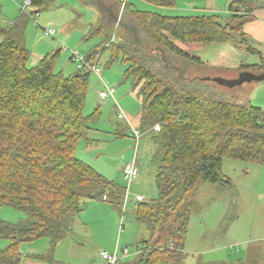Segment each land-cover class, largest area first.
I'll return each instance as SVG.
<instances>
[{"label":"trees","instance_id":"16d2710c","mask_svg":"<svg viewBox=\"0 0 264 264\" xmlns=\"http://www.w3.org/2000/svg\"><path fill=\"white\" fill-rule=\"evenodd\" d=\"M143 1L172 7L176 0ZM249 1L232 0L225 16H165L129 0L123 7L120 0H77L81 9L97 13L88 33L103 38L99 48L77 54L99 64L102 50L108 53L107 65L126 64L124 76L140 104L138 128L151 132L157 148L151 158L157 197L133 207L135 220L147 225L148 238L136 246L132 264H184L197 184L232 189L221 173L224 159L264 162V110L237 93L236 84L187 77L183 63H205L176 44L230 45L259 57L257 63H241L238 75H264V59L243 32L251 20ZM21 42L10 37L0 42V211L11 208L26 221L0 219V239L9 241L0 251V264H20L22 244L41 238L50 245L59 242L84 208L82 198H105L121 208L125 191L75 156L88 122L101 114L98 109L84 114L90 71L55 72L57 51L31 64ZM88 188L92 192L85 195Z\"/></svg>","mask_w":264,"mask_h":264},{"label":"rangeland","instance_id":"374dc122","mask_svg":"<svg viewBox=\"0 0 264 264\" xmlns=\"http://www.w3.org/2000/svg\"><path fill=\"white\" fill-rule=\"evenodd\" d=\"M129 2L133 3V0H129ZM57 3L59 4L57 10L53 8L43 10L41 18L48 19V22H54L53 26L59 25L61 29L64 27L75 29V36L67 43L69 46L75 45L78 36L86 32L87 38L83 42L82 48L78 51L75 50V53L86 55L92 49L99 48L103 43V38L87 33L89 28L84 24L89 23L91 19L84 18L82 15L79 19L76 18L77 13L72 9L76 5V0H57ZM136 6L139 9H143L139 3H136ZM11 10H13L12 14L14 19L16 13L14 7L10 8L7 6V8H3L2 16L5 15L9 18L12 12ZM26 11H29V9ZM91 12L97 15L94 9ZM2 16H0V19ZM37 21H39V18ZM28 23V26L33 28L31 33L30 31L27 32L28 37L26 43L28 47L34 41H37L34 38L39 36L43 42L54 45L52 52H56L60 48L62 49L60 53L61 57L57 60L55 67V72H58L62 69V64L69 58L65 46L59 47L57 40L45 37L41 27L33 19H29ZM41 25L43 27L46 26ZM7 26L3 30L11 33L4 34L1 29L0 42L8 37L17 41L22 29L20 27L14 28V26L12 28L13 30L8 31ZM28 26L24 30H28ZM2 27L0 26V28ZM20 44L24 45L22 42ZM89 44H92V48L88 47ZM187 46L189 45L187 44ZM209 48H213V46ZM209 48L197 50L196 52L188 48V53L193 57L199 58L205 65H193L191 67V64L185 65L183 63L182 67L189 69L191 67L186 72L187 77L219 78L220 76L218 75H224V71L216 69L214 66H209ZM37 51L40 53L43 52V50ZM69 51H72V49ZM99 55L101 56L99 65L101 66L103 81L115 89V100L119 106L125 112H128L132 119H137L133 117L139 112L140 104L138 99L132 94L131 80L124 76V69L126 68L124 65L126 64H121L120 60H117L111 65H107L108 53H103L102 50H99ZM102 89V83L98 81L97 77L90 74L89 89L84 110L85 115H90L96 110L95 99L97 92ZM233 89L243 96L251 97V105L264 110L261 82L243 81L234 86ZM100 104H102L101 107L97 108L101 113L100 118H97L93 122H88L90 129L86 131L89 139L98 142H88L86 144L83 137L79 142L75 156L91 165L107 180L121 187L125 186L122 179V166L126 161L132 160L134 154L139 173L137 180L131 187L125 214L122 215L121 208L116 205L103 204L98 199L87 200V198H82V201L86 200L84 204L85 208L78 215L81 217L82 222H86V217H88V223L92 218L96 219V222L98 221L97 214L94 216L90 215L93 209L91 207L87 208V203L90 200H94L104 206L102 207L104 210H102L101 218L106 215L105 210H110L111 215L115 216V223H113V220H108V222L100 221L103 228L108 232L96 235V238L100 239V241L96 240V243L106 248L107 250L105 251L108 253L118 251L120 254L121 250L127 249L129 257L122 260L121 264H132L138 258L136 246H140L141 241H145L148 238L147 225L136 221L133 215V207L136 205L134 203V197L136 192L142 194L146 200L157 197V191L154 185L156 168L151 163L152 155L157 148L152 144L151 132L146 130L147 132L144 131L145 134L141 138L138 149L135 152V145L129 136V131L125 126L126 124L117 119L115 110L112 107L113 103L108 101ZM104 105L107 106L103 107ZM133 124L137 126L138 119ZM221 173L230 178L232 189L218 188L208 183H199L193 193L191 199L193 214L189 219L188 232L184 245V264H209V262L221 261L222 246L227 247L226 254L229 256H226L225 259L229 262H237L240 258H246L244 264H264V162L262 164H255L224 159ZM91 192V189L88 188L85 190V195ZM3 218L8 221L12 220L14 223H23L26 221L22 213L8 207L0 211V219L2 220ZM76 221L77 219L73 223ZM70 235L61 237L59 244L56 243L55 245H50L48 238H41L31 243L22 244L21 250L29 259L39 251L43 253L44 260L49 261L53 256V260L56 263L85 264L90 259V263L102 264L99 254L104 249L99 250L96 247L95 242L88 235L86 227L81 226L80 229L74 231V235ZM66 237L70 240H66ZM63 239L65 240L63 241ZM241 240L252 242L249 244V246L251 245L250 248L248 249L249 246H242ZM255 244H260L261 246L259 245L258 248H255ZM6 245L7 243L0 239V251L5 249ZM95 247L96 250H94ZM230 247H238L240 252L230 253ZM230 256L232 257L228 258Z\"/></svg>","mask_w":264,"mask_h":264},{"label":"crops","instance_id":"0c3cea01","mask_svg":"<svg viewBox=\"0 0 264 264\" xmlns=\"http://www.w3.org/2000/svg\"><path fill=\"white\" fill-rule=\"evenodd\" d=\"M31 1H33V2L31 4V6L28 8L29 11H26L28 9H26V10L22 9L23 0H0V16H2V9L7 8V6H9L10 8L14 7L16 9L14 19H13V14H12L13 10H11L12 12H11L9 18L5 15L1 17L0 26H3V27L0 28V30L2 29L1 31L3 32L4 31L3 28L6 29V27H5L6 25H8L7 26L8 31L13 30L12 28L14 26H15L14 28L20 27L22 29L18 39L24 43V47L28 50L29 61L32 62L31 64H34L39 59H41V56H42V54H44V52H46L45 54L53 53L52 48L54 47V45H52L51 43H48V42H43V40H41V38L38 36V37L34 38L37 41H34L31 44V46L28 47V45L26 43L27 37H28L27 32L30 31V33H31L33 31V28L28 26L29 25V23H28L29 19H33L35 23H38L43 32H45V30H53L55 32L56 37L55 38L50 37V38L52 40H57L59 43L58 44L59 47L65 46V50H67L68 51L67 53L69 54V58L66 60V62H64L62 64V69H60V70L63 73H65L66 75H70V74L74 73L76 71V69H75L76 64L71 62V58H72L73 54H77V53H75V50L78 51L80 48H82L83 42L87 38L86 32H83V34L78 36L77 40L75 41V45H70V46L67 45V43L72 40L73 36H75L76 30L73 28H70V27H68V28L64 27L61 29L59 27V25L53 26L54 22H48V19L41 18V13L43 10L52 9V8L54 10H57V8H59V4L57 3V0H31ZM231 1L232 0H197V1L176 0L174 3V6H172V7H161V6H157L155 4L149 3V2H145L143 0H133V3L136 2V3L141 4L143 7L142 10L156 12L160 15H165V16H190V15H202V14H207V13L225 16V15H228L229 5H230ZM250 1H249L250 3L248 5V8L252 9V12H250V14H249V16L251 17V20H249L244 25L243 32L249 37V40H250L252 46L260 52L261 57L264 59V50L262 47L263 40H264V0H250ZM136 3H135V5H136ZM72 9L75 11V13H77V15H76L77 19H79L81 15L84 18L91 19V21H89V23L84 24L88 28H90V25L94 24L95 21L97 20L96 19L97 15L91 12L93 9H84V8L81 9L77 0H76V5H74L72 7ZM38 18H39V21H37ZM42 21H43V23H41ZM41 24H43L44 26L46 25V26L43 27ZM27 26H28V30H24V28H26ZM88 32H89V30H87V33ZM44 36L47 37L45 35V33H44ZM47 38H49V37H47ZM176 44L181 50H183L187 53H188V51H187L188 48H191V50L195 51V52L197 50H202V49L206 48L204 46H198V45L193 46L192 44H188L189 46H187V44L186 45H180L178 43H176ZM88 47L92 48V44H89ZM209 47H211V46H209ZM209 47H207V48H209ZM70 49H72V51H69ZM37 50H43V52L40 53ZM48 50H50V51H48ZM61 51H62L61 48L58 49V51H57V52H59L58 59L61 57V54H60ZM258 61H259L258 56H256V55L254 56V55L249 54L247 52L236 51L230 45H213V48H209V66H214L216 69L224 71V75H218V76H220L221 78L227 79V80H232V79L238 78V73L236 70L241 63L253 64V63H257ZM90 74H92V73H90ZM104 75H105V73H104ZM98 81H100L99 78H98ZM261 84H262V89H263V92H261V95L264 98V86H263L264 80L261 81ZM132 94H133V92H132ZM249 100L251 101V97H249ZM109 101H111L113 103L112 107L114 108L115 113H116V117H117V112H118L117 106H119V104L115 100V89H114V101L113 100H109ZM100 103H103V102H101L99 100L98 92H97V96L95 99V109L101 107L102 104H100ZM106 106L107 105H104L103 107H106ZM122 111L124 112L126 119H120V121L121 122L124 121L128 126L132 125V126L138 128L139 121H138L137 126L134 125L133 122L138 119L139 112L136 113L135 117H133V118H137V119H132L128 112H125L123 109H122ZM86 133L83 136L84 140L85 139L91 140L88 138V134H86ZM78 147L79 146H77V149H78ZM133 159L136 161V158H133ZM132 160H128L126 162H129ZM122 169H123V166H122ZM122 179H123V175H122ZM132 185H131V187H132ZM135 194L142 195V194L137 193V192ZM144 200H145V198H144ZM101 202L103 204L106 203L104 201H101ZM87 204H88L87 208L91 207L93 209V210H91L90 215L94 216L95 214H97L98 221L96 222V219L92 218L88 223L87 222L88 217H86V222H82L81 221L82 219L79 215L83 212V210L85 208L84 207L83 210L78 215L79 218H78V216H76L73 219V221H75V219H77V221L75 223H73V221H72L73 225L70 227V233H68V234L74 235V231H77V229H80L81 226L86 227L88 235L91 237V240L95 242L96 247L99 248V250L104 249L102 251H105V250H107L106 248L101 247L100 245H98L96 243V240L100 241V239L96 238V235H101L103 233L108 232L103 228L100 221L108 222V220H113V223H115V216L111 215L110 210H105L106 215L103 218H101L100 216L102 214V210H104V208H102V207H104V206L102 204H99L98 202H96L94 200H90ZM106 204H108V203H106ZM7 211H9V210H7ZM17 218H18V216H17ZM3 221H5L7 223L15 224L14 221H12V220L8 221L7 219H4ZM81 232L83 233L82 230H81ZM259 237H262V236H259ZM84 238L86 239V237H84ZM65 239L70 240L68 237H66ZM65 239H63V241ZM259 240H261V239H259ZM4 241L7 243V245H6V247H7L9 244V241L8 240H4ZM59 242H57V244H59ZM240 242H242V244H241L242 246H249V244L252 243V242L244 241V240H241ZM259 245L260 244H255V248H258ZM250 246L248 247V249L250 248ZM96 247L94 250H96ZM2 250H4V249H2ZM229 250H230V253H233V252L239 253L240 252V249L238 247H236V248L230 247ZM226 251H227V247L222 246V249H221V252H222L221 259L222 260L209 262V264H211V263L244 264L245 263L246 258H244V259L240 258L237 262H229L227 259H225L226 256H229L226 254ZM20 252H21L20 264H64V263H56V261L53 260V256H52V259H50L49 261L44 260L43 259V256H44L43 253H41L39 251H38V253L32 255V257L30 259L27 258L26 255H24V253L21 249H20ZM136 253L138 254L139 252L136 251ZM127 257H129V254ZM231 257L232 256H230L228 258H231ZM121 262H122V260H121ZM121 262H120V264H121ZM85 264H95V263H90V259H89L86 261ZM205 264H207V263H205Z\"/></svg>","mask_w":264,"mask_h":264},{"label":"built area","instance_id":"2783aa9c","mask_svg":"<svg viewBox=\"0 0 264 264\" xmlns=\"http://www.w3.org/2000/svg\"><path fill=\"white\" fill-rule=\"evenodd\" d=\"M125 1L126 0H120L122 7L124 6ZM31 4H32L31 0H23L22 9L23 10L28 9L31 6ZM46 34L51 37L55 36V32L53 30H47ZM262 47L264 50V40ZM72 60L76 64L77 69L79 70L87 69L90 71V73H92L94 76L99 78L103 86V89L98 91V98L101 102H107L109 100L114 101V88L108 86L107 83L103 81L101 66L98 64L97 61L95 63L90 64L89 62H87V58L81 54H73ZM117 108H118L117 119L119 120L126 119V116L122 111V109L119 106H117ZM152 130L156 132L158 130V125L156 127H153ZM143 134L144 133H142L139 128L134 127L132 125L129 126V136L131 137L135 145V152L138 149ZM133 158H135V154ZM138 173L139 170L136 161L134 159L132 161L126 162L123 165L122 175H123V181L125 183V191H124L123 201L121 204L122 215L125 214L126 205L130 196L131 185L137 180ZM103 201H105V198H103ZM143 201H144V197L142 195L139 194L135 195L134 197L135 204L142 203ZM128 254L129 253L127 249L121 250L120 254L118 251H114V253L101 251L99 254V258L102 261V264H120L121 260L125 259L128 256Z\"/></svg>","mask_w":264,"mask_h":264},{"label":"water","instance_id":"95a60500","mask_svg":"<svg viewBox=\"0 0 264 264\" xmlns=\"http://www.w3.org/2000/svg\"><path fill=\"white\" fill-rule=\"evenodd\" d=\"M251 80L257 81V82H261L262 80H264V75H254L251 73H246V74H239L237 79H232V80H227V79H222L221 77L217 78H211L212 82H215L221 86L223 85H238L239 83L245 81V82H250Z\"/></svg>","mask_w":264,"mask_h":264}]
</instances>
